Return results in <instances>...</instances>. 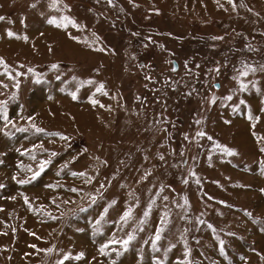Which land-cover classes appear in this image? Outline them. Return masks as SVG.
Instances as JSON below:
<instances>
[{
  "label": "rangeland",
  "instance_id": "obj_1",
  "mask_svg": "<svg viewBox=\"0 0 264 264\" xmlns=\"http://www.w3.org/2000/svg\"><path fill=\"white\" fill-rule=\"evenodd\" d=\"M0 17V264H264V0Z\"/></svg>",
  "mask_w": 264,
  "mask_h": 264
},
{
  "label": "snow or ice",
  "instance_id": "obj_2",
  "mask_svg": "<svg viewBox=\"0 0 264 264\" xmlns=\"http://www.w3.org/2000/svg\"><path fill=\"white\" fill-rule=\"evenodd\" d=\"M34 6V5H33ZM4 19V17H0V20ZM65 20H68L69 23H73V21H71L69 18L65 17L64 18ZM48 23L50 24H56V19L55 18H52V19H49L48 20ZM61 26H64V25H61V24H57V27H61ZM75 26V25H74ZM9 35H14L13 33L9 32ZM2 62V61H0ZM53 67H55V65H53ZM250 71H255V69H249ZM249 70H246V71H242L240 72V76H247L248 75V71ZM89 83H91V81H89ZM246 85H244L243 83H241V88H245ZM103 89V85H100L99 88H97V91H102ZM72 98L73 99H76V94L75 93H72ZM228 99H232V97H228ZM213 103H215V100L213 99L212 101ZM93 103H96V101H93ZM241 103H243V101H241ZM5 119H7V117L5 116ZM197 123H199V121H197ZM27 129H20V131H26ZM36 132H43L44 129H41V128H36L35 129ZM199 135L201 136H204L206 135L204 132H201L199 133ZM62 139H66L65 137L61 136ZM208 139H212L211 137H208ZM219 147V145H218ZM223 151L227 152L228 155H233L235 154L232 150L230 149H227V148H223ZM264 151V150H262ZM52 155H56L55 153H52ZM33 159H35V157H33ZM51 161H41L40 162V165H39V168L37 171L33 172L32 176L29 178V179H24V180H18L17 183H20V184H26V183H30L31 181L35 180L40 174L41 172L44 171V168L47 164H49ZM73 175H77V173H72ZM80 175H83V173H80ZM13 179H15V177H13ZM0 187H3V185H0ZM51 187V186H50ZM72 191H76V189H71ZM14 199V197H13ZM25 203H28L27 201V197H25ZM85 209H81V211H84ZM130 212H131V209H129V211L125 212L123 217H121L122 220H126V218L130 215ZM148 213L146 212L145 215H147ZM160 234H159V231L157 232L156 236H155V240L153 241V247H155V241H158L160 240ZM134 239V236H129L128 239L126 240H123V241H110L109 243H123L125 249H127V246L128 244L130 243V241ZM33 247H35V245H33ZM108 247V244H105L101 247L100 251L103 253L104 252V249ZM49 251H51V249H49ZM83 256V253H80L78 256H76V259H80L81 257ZM65 259H68V257L66 256ZM60 264H63V262L61 261Z\"/></svg>",
  "mask_w": 264,
  "mask_h": 264
},
{
  "label": "crops",
  "instance_id": "obj_3",
  "mask_svg": "<svg viewBox=\"0 0 264 264\" xmlns=\"http://www.w3.org/2000/svg\"><path fill=\"white\" fill-rule=\"evenodd\" d=\"M245 109V108H244ZM246 110H247V108H246ZM244 110L242 109L241 110V112H243ZM228 112V114L227 115H231V113H230V111H228V110H226V113ZM244 113H247V112H245L244 111ZM258 115V114H257ZM262 121V119L260 118V119H258V118H255V120L253 121V123H252V126H251V131H254V129L256 128L255 126H258V124H259V122H261ZM226 165V164H225ZM230 166H234V164H232V163H230ZM260 167V166H259ZM161 215H162V213H161ZM0 220H1V218H0ZM115 225H117V226H119L120 225V223H115ZM116 226V227H117ZM219 236H221V235H219ZM224 237H226L225 235H224ZM224 237H223V239H224ZM109 240H110V238H109ZM220 241V240H219ZM221 242V241H220ZM234 242H236V241H234Z\"/></svg>",
  "mask_w": 264,
  "mask_h": 264
},
{
  "label": "water",
  "instance_id": "obj_4",
  "mask_svg": "<svg viewBox=\"0 0 264 264\" xmlns=\"http://www.w3.org/2000/svg\"><path fill=\"white\" fill-rule=\"evenodd\" d=\"M174 67H176V62H174Z\"/></svg>",
  "mask_w": 264,
  "mask_h": 264
},
{
  "label": "bare ground",
  "instance_id": "obj_5",
  "mask_svg": "<svg viewBox=\"0 0 264 264\" xmlns=\"http://www.w3.org/2000/svg\"><path fill=\"white\" fill-rule=\"evenodd\" d=\"M250 138V137H249Z\"/></svg>",
  "mask_w": 264,
  "mask_h": 264
}]
</instances>
